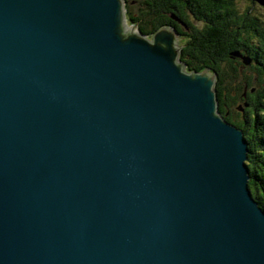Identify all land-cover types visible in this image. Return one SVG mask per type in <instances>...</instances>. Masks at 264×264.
I'll return each mask as SVG.
<instances>
[{"label": "water", "instance_id": "obj_1", "mask_svg": "<svg viewBox=\"0 0 264 264\" xmlns=\"http://www.w3.org/2000/svg\"><path fill=\"white\" fill-rule=\"evenodd\" d=\"M124 25L123 0H0V264H264L216 72Z\"/></svg>", "mask_w": 264, "mask_h": 264}, {"label": "trees", "instance_id": "obj_2", "mask_svg": "<svg viewBox=\"0 0 264 264\" xmlns=\"http://www.w3.org/2000/svg\"><path fill=\"white\" fill-rule=\"evenodd\" d=\"M123 1L128 22L141 33L149 35L162 25H171L179 38L184 36L179 41V59L188 70L209 67L216 72L218 109L243 131L248 185L264 209V19L250 16L248 8L239 11L236 0ZM132 2H138L136 11ZM194 19L203 27H196ZM244 56L250 57L249 63L243 62ZM241 67L253 74L244 73Z\"/></svg>", "mask_w": 264, "mask_h": 264}, {"label": "rangeland", "instance_id": "obj_3", "mask_svg": "<svg viewBox=\"0 0 264 264\" xmlns=\"http://www.w3.org/2000/svg\"><path fill=\"white\" fill-rule=\"evenodd\" d=\"M251 0H236L235 2V6L237 7V9L239 11H244L246 8H248V12L250 14V16L255 15L256 17H259V19L263 18L264 19V8L262 6H260L257 3H252ZM131 5H133L132 9L133 10H137V8H139L138 2H132ZM193 24L196 27H203L200 23H198L200 20L198 19H194L192 20ZM264 21V20H263ZM133 26L130 25L131 28L136 27L134 24H132ZM182 37V39H181ZM179 38V41H182L184 36H181ZM244 70V73L248 74V75H252L253 71L250 69H244L243 67H241ZM216 89V88H215Z\"/></svg>", "mask_w": 264, "mask_h": 264}, {"label": "bare ground", "instance_id": "obj_4", "mask_svg": "<svg viewBox=\"0 0 264 264\" xmlns=\"http://www.w3.org/2000/svg\"><path fill=\"white\" fill-rule=\"evenodd\" d=\"M130 25L133 26L131 22H128V20H127V18H126V14H125V25H124V28H125V29H130L131 31L137 29L136 27L131 28ZM162 26H166V27H168V26H170V25H162ZM170 27H172V26H170ZM172 28H173V27H172ZM137 30H138V29H137ZM174 30H176V29H174ZM138 31H139V30H138ZM133 32H134V31H133ZM176 32H177V31H176Z\"/></svg>", "mask_w": 264, "mask_h": 264}]
</instances>
